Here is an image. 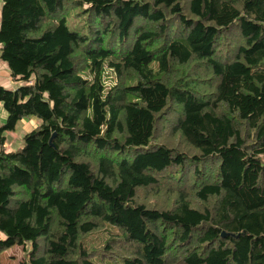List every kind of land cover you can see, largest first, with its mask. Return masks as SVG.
<instances>
[{"label": "trees", "instance_id": "1", "mask_svg": "<svg viewBox=\"0 0 264 264\" xmlns=\"http://www.w3.org/2000/svg\"><path fill=\"white\" fill-rule=\"evenodd\" d=\"M2 3L0 257L264 264V0Z\"/></svg>", "mask_w": 264, "mask_h": 264}, {"label": "rangeland", "instance_id": "2", "mask_svg": "<svg viewBox=\"0 0 264 264\" xmlns=\"http://www.w3.org/2000/svg\"><path fill=\"white\" fill-rule=\"evenodd\" d=\"M261 65L264 66V61L261 63ZM103 81L104 84L106 86V88H108L110 85H113L115 83V76L114 73L109 70L108 68L105 69L104 75H103ZM36 119V118H35ZM36 121L38 122L39 119H36ZM40 121L38 122V124L36 126H32V128H29L26 131H21L20 132V136L18 137L16 131L15 133V139H14V143L11 142V147L9 148L10 150L12 149H16L14 148L15 144L18 142L21 143V146H19L17 149H21L23 147V135L29 131H31L32 129H34L35 127H37L39 125ZM19 130V129H18ZM105 233L103 232H93L91 233V235L88 236H84L82 242L83 245L85 247H97L98 245H100L105 237ZM99 247V246H98ZM26 251L23 250L22 247L19 246H14L10 249H8L7 251H5L4 253L1 254V264H29L28 259H27V255H26Z\"/></svg>", "mask_w": 264, "mask_h": 264}, {"label": "crops", "instance_id": "3", "mask_svg": "<svg viewBox=\"0 0 264 264\" xmlns=\"http://www.w3.org/2000/svg\"><path fill=\"white\" fill-rule=\"evenodd\" d=\"M2 0H0V12H1V8H2ZM1 44H0V50H1ZM17 84H19L18 82L14 81L11 79L10 77V73L8 70V67L6 65V63H4L1 59H0V85L7 87V88H15L17 86ZM36 117H30L29 119H23L17 122L15 128L13 131L7 132L6 133V143L4 145V147L8 150H10L9 148L11 147V142L14 143V139H15V131L17 129L16 132L18 133L17 136L19 137L20 132L21 131H26L29 128H32V126H36L38 124V122L35 119ZM6 119V112L4 110V108L2 107V105L0 104V126L5 122ZM19 129V130H18ZM14 148H18L19 146H21V143L18 142L14 145ZM15 150V149H12Z\"/></svg>", "mask_w": 264, "mask_h": 264}, {"label": "bare ground", "instance_id": "4", "mask_svg": "<svg viewBox=\"0 0 264 264\" xmlns=\"http://www.w3.org/2000/svg\"><path fill=\"white\" fill-rule=\"evenodd\" d=\"M168 146V145H167ZM166 196V195H165ZM99 258V257H98Z\"/></svg>", "mask_w": 264, "mask_h": 264}]
</instances>
